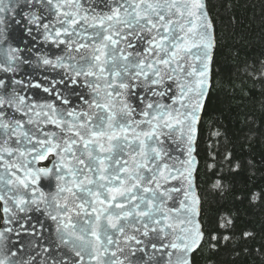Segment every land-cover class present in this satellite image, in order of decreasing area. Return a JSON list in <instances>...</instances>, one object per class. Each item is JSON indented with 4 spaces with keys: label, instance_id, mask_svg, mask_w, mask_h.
<instances>
[{
    "label": "snow or ice",
    "instance_id": "snow-or-ice-1",
    "mask_svg": "<svg viewBox=\"0 0 264 264\" xmlns=\"http://www.w3.org/2000/svg\"><path fill=\"white\" fill-rule=\"evenodd\" d=\"M217 53L209 0H0V264H194L205 245L264 264L228 205L202 219V163L212 191L264 201L235 191L255 165L224 133L202 150ZM234 70L264 96V52Z\"/></svg>",
    "mask_w": 264,
    "mask_h": 264
},
{
    "label": "trees",
    "instance_id": "trees-1",
    "mask_svg": "<svg viewBox=\"0 0 264 264\" xmlns=\"http://www.w3.org/2000/svg\"><path fill=\"white\" fill-rule=\"evenodd\" d=\"M209 10L217 31L218 53L217 84L208 100L209 115L203 123V147L213 130L218 129L227 137L229 147L234 142L235 154L243 161H254V167L242 170L229 179L236 192L264 189V131L250 130L251 119L255 126L264 128V96L249 92L251 81H244L234 66L264 52V0H209ZM227 69H233L231 74ZM259 87V86H257ZM254 126V127H255ZM200 195L204 200L206 214L214 215L217 201L229 206L238 216V229H254L257 243L264 237V201L256 204H234V192L229 190L221 196L208 187V177L203 173L199 179ZM194 264H261L260 260L243 255L234 256L230 249L211 252L205 245L194 255Z\"/></svg>",
    "mask_w": 264,
    "mask_h": 264
}]
</instances>
